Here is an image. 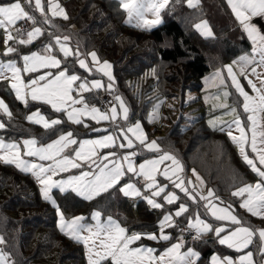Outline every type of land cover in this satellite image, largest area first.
Returning <instances> with one entry per match:
<instances>
[{"label": "snow or ice", "instance_id": "1", "mask_svg": "<svg viewBox=\"0 0 264 264\" xmlns=\"http://www.w3.org/2000/svg\"><path fill=\"white\" fill-rule=\"evenodd\" d=\"M226 3L239 23L241 38L246 34L251 47L250 50L242 49L241 55L231 63L217 67L211 76L205 77V83L211 80L218 86H226V69L231 85L239 97L243 98V113L237 107H231L224 113L234 117L231 122L219 121L217 118L209 123L214 128L217 123L222 125L219 130L227 132L242 160L257 176L254 183H244L231 195L240 198V208L264 221V73L257 71L258 68L264 69V24L258 25L254 19L264 21V0H226ZM167 4L168 0H120V7L127 13L126 23L134 22L141 29H151L160 24L161 11ZM187 4L190 8H197L199 0H187ZM148 13L151 14V19L147 17ZM56 17L65 21L69 19L60 0H0V28L4 29L3 55L8 57L15 54L17 57L0 60V79H10L16 98L25 105L30 101H43L51 105L56 114H66L67 120L75 124L83 123L81 117L90 116L97 122H111L113 131L93 129L107 134L84 140L74 138L71 131L60 132L49 143L39 142L35 137L22 141L0 138V162L14 165L21 172L31 174L39 185L44 200L55 208L59 231L83 244L87 264H201L202 254L194 247L187 246L186 232L191 234L193 241L202 239L208 232H214L220 245L238 252L248 248L256 233L264 242V227L243 226L238 215L230 210L231 205L218 207L212 202L220 199L214 195L213 189H207V194H203L201 186L204 181L195 169V181L182 175L184 167L178 157L162 147L161 140L164 138L149 139L139 120L129 122V108L122 96L113 95V102L104 111L88 102L84 93H90L104 85L99 79L92 78L89 81L87 76L77 74L76 65L87 73L95 70L107 76V90L110 94L114 88L112 65L107 60L101 62L96 51H81L79 41L73 48L70 35L48 32L49 40L41 49L27 54L19 52L20 45H30L43 35L44 25L59 31L60 26L53 20ZM18 22H22V25L14 27ZM194 27L202 35H214L206 20H201ZM88 57H91L90 61ZM18 60H22V66L18 64ZM233 65L237 66L238 72L234 71ZM149 74L155 76V68L146 75ZM238 75L247 81V87L253 95L245 90ZM251 77H256V80ZM223 95L228 97L229 93L225 91ZM162 103L163 101L158 100L148 114L149 123L161 119L159 108ZM239 103L241 102L238 100ZM220 107L229 106L224 104ZM0 111L11 119L12 113L3 99H0ZM242 115L246 116V120H242ZM118 116H122L124 124L115 123ZM26 119L42 125L46 130L52 129L53 134V126L62 124L59 118L46 119L40 109L31 112ZM233 126L239 133L238 136L233 135ZM6 128L7 124L0 120V129ZM77 144L78 147L72 148L71 152L65 151L70 145ZM249 147L250 152L247 151ZM97 149L105 151L98 152ZM117 149L125 151L121 153ZM143 150H147L151 158L143 159L142 163L136 165L134 158ZM79 161H84L85 164ZM85 167L87 170H84ZM70 169L79 170V174H68L65 179H53L60 173H69ZM133 176L142 178L139 187L133 182ZM158 177H163V180H158ZM54 188L61 193L70 188L77 196L88 201L110 189L118 190L125 197L142 198L151 208L161 212L154 226L157 231L130 230L112 215L102 218V213L98 210L91 212L94 223H88L83 215L69 217L52 197ZM176 190L183 195H178ZM201 207L204 209L203 214L199 211ZM208 213L215 218L213 223L207 222ZM175 218L186 220L187 225H182ZM224 221L231 222L233 227L226 231L223 224L214 226L215 222ZM175 231L179 232L178 236L172 234ZM145 238L157 243L164 242L163 250L158 251L145 244ZM3 243L4 237L0 236V244ZM259 251L264 255V245ZM0 264H10L8 254L2 250ZM210 264H254L253 253L247 251L236 258L213 254Z\"/></svg>", "mask_w": 264, "mask_h": 264}, {"label": "trees", "instance_id": "2", "mask_svg": "<svg viewBox=\"0 0 264 264\" xmlns=\"http://www.w3.org/2000/svg\"><path fill=\"white\" fill-rule=\"evenodd\" d=\"M65 9L69 19L65 21L56 17L54 21L60 29L55 34L70 35V42L75 47L77 41L80 42L81 51L93 48L101 58L110 60L114 67L115 95L119 94L124 99L129 108L130 120L140 117L146 124L148 121L144 115V107L153 100L135 98L128 83L129 77L140 75L157 64L165 67L168 66L165 63H169L177 67L182 62L179 65L180 73H168L164 80L167 79L174 86L175 82L184 77L185 92L187 87L202 86V78L207 72L225 64L240 54L242 49L249 50L251 47L246 34L241 38L242 30L226 0H199L197 8L188 7L187 0H170L161 11V23L151 29H141L135 24L126 23V11L120 7L118 0H69L65 2ZM201 19L210 23L213 36L202 35L194 27V23ZM72 24L76 25L75 29L71 28ZM41 42H32L25 51L39 49ZM158 79L160 80V74ZM187 80L191 82L189 86ZM151 86L154 87L155 84L152 83ZM175 90L173 94L177 92ZM6 94L12 109L11 119H5L9 126L6 129L7 138L35 137L39 142L46 143L66 130H71L80 137L91 136L96 132L82 130L79 127L82 124L71 123L61 116L62 124L53 126V134L52 129L46 130L42 125L26 119L30 106H24L12 92L6 91ZM86 98H96L98 101L96 96L89 93ZM44 112L50 117L58 115L52 109ZM186 121L185 124H178V128L180 126L182 129L176 133L183 137L196 130L189 138L186 151L181 152L176 148L178 141L174 143L167 139L175 135L174 127L169 129L167 136L160 137L164 138L161 140L162 147L172 151L187 170L191 165L188 159L192 156L189 153L192 145L197 147L200 158L206 155L210 163L207 168L202 164L199 167L202 166L208 187L220 198L217 201L231 205L243 226L264 227V221L240 208V198L231 195L237 187L256 180L257 176L242 160L227 132L208 125L205 113H194ZM11 127H14L12 131ZM58 198L61 209L69 217L84 213L87 215L86 220H90L94 209L107 212L116 207L115 216L129 229L157 231L154 227L157 224V210L151 209L146 203L142 204L141 200L139 214L136 215L129 197H125L118 190L110 189L88 201L67 189ZM207 218L214 220L209 213ZM0 233L5 240L2 247L8 254L10 264H87L83 244L59 231L55 208L49 201L44 200L31 174L3 162H0ZM201 240L192 242L201 244ZM151 244L163 246L164 242ZM261 246V240L256 233L249 246L254 252L256 264H262L264 257L259 251ZM199 249L203 257L201 264L217 250L231 253L211 236L207 237L206 243L201 244Z\"/></svg>", "mask_w": 264, "mask_h": 264}, {"label": "rangeland", "instance_id": "3", "mask_svg": "<svg viewBox=\"0 0 264 264\" xmlns=\"http://www.w3.org/2000/svg\"><path fill=\"white\" fill-rule=\"evenodd\" d=\"M66 1H69V0H60V3H61V5L64 8H65V2ZM118 1L120 2V0H118ZM169 1L170 0H168V3H169ZM36 15H37V17L39 19V13H37ZM55 19H57V18H54L53 20H55ZM201 20H206V19H201ZM201 20L197 21L196 23H199ZM54 23H56V22L54 21ZM196 23H194V25ZM18 24H19V22L14 27H18ZM208 25L212 29V26L210 25L209 22H208ZM47 26L48 25H44L43 26L44 27L43 35L41 37H38L36 40H34L36 42H39V41L41 42L42 41L39 44L40 45L39 49H41L42 45H44V44H46L48 42V40H49L48 32H53V33H57L58 32L54 28H52L53 31L50 30ZM65 26H66V24H65ZM71 28L75 29L76 25L72 24ZM212 32L214 34L213 29H212ZM13 35L14 36L16 35L15 31H13ZM44 35H46V37ZM57 35H59V34H57ZM3 37H4V29L0 28V60L17 59L15 54H10L8 57H5L3 55V51H4ZM9 43L13 44L12 41H10ZM70 44H71V46L73 48H75V46L71 42H70ZM28 46L29 45H26V46L25 45H20L19 46V52L21 54H27V53H29L31 51L39 50V49H32V50L26 52L25 49L26 50H27V48L29 49ZM93 50L96 51L95 49L92 48L88 52L93 51ZM61 56H62V54H61ZM98 56H99L101 62L106 60V59L101 58V56L99 54H98ZM88 60L90 61L91 57H88ZM107 61L112 65L111 71H112V74L114 76L113 63L110 60H108V59H107ZM22 63H23L22 60H18V64L20 66H22ZM165 64L168 65V66L163 67L162 64L155 65V67H154L155 70H156V75L155 76L150 75V74L146 75L147 73H150V71H151V68H149L147 70H144L143 73L140 74V75H137V76H134V77L131 76V77L128 78V83L130 84V86L132 88L131 89L132 90V94L134 95L135 98L139 97L140 100L143 99V98H145L146 100L152 98V100H153L152 102H149L148 104H145V107H144V110H145L144 115H146L147 121H148V114L152 111L154 105L157 104L158 100L163 101V103L161 104V106L159 108V116L161 117V119H159L157 121H154L152 123H149V121H148V124H146L143 121V119H141L140 117H137V118L131 119V120L129 118V122L130 123H134L137 120H139L141 122L142 127H143L145 133L148 135L149 139L160 138L163 135L167 136V133L170 131L169 129L174 127L175 128L174 129L175 130V135L173 137H169L167 139H170V141H173L174 143L176 141H178L179 143H176V148L181 150V152H184L188 148V143H189L190 136L193 135V133H195L196 130L194 132H191V133H188V134L184 135L183 137H181L180 135L177 136L176 133L180 132L181 131L180 129H182V127H180V126L178 128V124H181L182 122H183V124L187 123L186 120H188L192 116V114H194V113H203L204 114L205 113L206 123H208V125L213 127L209 122L213 121V120H216L217 118H219V121H224V122H231L233 120L234 117L232 115H225L224 114L225 112L229 111L231 107H237L238 111L243 113V109L238 104V101L234 100L235 96L233 95V92H231L228 88H225V87H222V86L212 87L211 83H213V81H211V80H209V82L207 84L205 83V77H209L212 74L210 71H209L210 73L207 72V74L202 78V81H201L202 86H200L199 88H195L194 87L195 89L192 86L191 87H187L186 91L184 92V90H183L184 87H185L184 77L180 81L175 82V84H173L174 86H172L171 83H169L167 79L164 80L165 75L168 74V73H171V72L174 73V74L180 73L179 72L180 71L179 70V65L182 64V62H180V64H178L177 67H176V65L173 66V65H171L169 63H165ZM76 68H77V74L83 75V76H87L89 78V81L92 78L99 79L101 81L102 85H104V87H102L100 89H93L90 92V95L96 96L97 93H99V95H100L101 93H106L107 92V84H108L107 76H105L103 73L95 71V70L92 73H87V72H85V70L79 69L78 65H76ZM214 70L215 69H212L211 71L213 72ZM159 74H160V80L158 79ZM25 75H27V74H25ZM184 76H185V74H184ZM152 83L155 84L154 87L151 86ZM186 83H187L188 86L191 84V82L188 81V80L186 81ZM174 88H177V90H175ZM174 90L177 91V92H175L173 94ZM6 91L12 92L14 94V96H15L14 90L11 89V81H10V79H0V99H3V101L8 105V107H9L11 113H12L11 105L9 103V99L7 97ZM225 91H227L229 93L228 97H225L223 95V93ZM87 94L88 93H84L85 96H87ZM165 94H167V95L165 96ZM117 95H119V94H117ZM88 102L90 104H92V105H95L101 111L105 110L104 108L100 107V105L98 104V101L96 100V98L92 99V100L88 99ZM224 104L228 105L229 107L228 108L220 107V105H224ZM146 105H147V107H146ZM24 106H30V108L27 110V115H29L31 112L36 111L37 109H40L41 114L45 115L46 119H56V118L61 119V115L60 114H58V115H56L54 117L48 116L44 112V110L46 111V109L50 110L52 108H51V105H47L43 101H30L28 105L24 104ZM76 106L80 107V105H76ZM148 106H149V108H148ZM62 116H64V118L67 120L66 114H64ZM241 118H242V120H246V116L245 115H242ZM5 119H9V118L7 116H5L2 111H0V120H3V122H5L7 124V128H8L9 127L8 126V121H6ZM81 119H82V121H84L82 123V125L79 126V127L82 128V130H86V131L93 130V129H100V130L108 129L109 130V128H110L109 131H113V126H111L112 123L109 122V121H99V122H97L96 120H93L90 116H83V117H81ZM69 122H71V121H69ZM118 122H120L121 124H124L122 116H118L117 121L115 123L119 124ZM71 123H73V122H71ZM221 126L222 125L220 123H217V126L215 128H220ZM13 128L14 127H11V131H12ZM6 129H0V138H3L5 140L12 139V138H7L6 137L7 136ZM68 131H71V130H66V131H63V132H68ZM95 133H96V135H95ZM95 133L92 134L91 136H81V137L76 135V134H74V133H73V135H74V138H76L77 140H84V139H96L102 134H107L106 132H101V131H96ZM82 134L84 135V133H82ZM129 135L131 136V134H129ZM233 135H237V136L239 135V133L235 129V126H233ZM249 135H250V133H249ZM57 136L52 138V139H56ZM25 138H29V137H22L21 139H19V138H13V139L22 141ZM49 142H50V140L48 142H46V143H49ZM75 147H78V144L77 145H70L69 148L66 149L65 151L66 152H71V149L75 148ZM192 147L193 148H192L191 152H189V153L192 154V156H191L190 159H188L191 165L189 166V169L187 170V169H185V166L182 164L183 167H184V172L182 173V175L186 176L188 179H191V180L195 181V175L193 174V169H195V172L204 181V184L201 187L203 188V194L206 195L207 194V189H211V188L208 187V180H207L206 176L204 175V173L202 171V166L199 167V165H201V164L205 165V167L207 168V166L208 167L210 166V163L206 159V155H205V157H203L201 159L200 156H199L200 154L198 153V148L195 147L194 145H192ZM117 150L119 152H121V153H123L125 151L124 149H117ZM133 150H135V149H133ZM97 151L98 152H103L105 150L97 149ZM247 151H249V152L251 151L250 147L247 148ZM72 155L74 156V153H72ZM147 158H151V156H150V154L148 153L147 150H143L142 152H138L137 157L134 158V163L136 165H138L139 163L143 162V159H147ZM37 162H39V161H37ZM79 163L85 164L84 161H79ZM84 170H87V167H85ZM68 174L78 175L79 174V170L70 169L69 173H60L56 177H53V179H65V178H67ZM129 175H131V174H129ZM133 177H132V180L134 179ZM158 180H163V177H158ZM256 180H253V181L248 182V183H254ZM133 182H134V180H133ZM140 183H142V178H141V182ZM140 183L139 184L137 183L138 187L140 186ZM241 186H243V185H241ZM38 187H39V185H38ZM189 187H192V185H189ZM176 191H177L178 195H181V196L183 195L182 193H179V190H176ZM60 193L61 192L59 191V189H56V188L52 189L51 195L57 201V203L59 202L58 195ZM129 199H130V204L132 206V210H133V212L136 215L139 214L138 213L139 202L141 200H143L142 204H145V203L147 204L146 200H144L142 198L129 197ZM212 202L214 204H216L218 207L228 206V205L220 203L219 201L213 200ZM58 204L60 206V203H58ZM149 207L151 208V206H149ZM151 209H153V208H151ZM94 210H97V209H94ZM230 210H232L233 213L236 214L232 207H231ZM98 211H101V210H98ZM115 211H116V207H113L112 209H110L107 212L101 211L102 218H106L108 215H112L113 218L118 219L115 216ZM174 211H175V209H173V212ZM199 211L202 214L204 213V209L202 207L199 209ZM156 213H158V214H156L157 218L161 216V212L159 210H157ZM78 215H83L85 218L87 217V215L84 214V213H81V214H78ZM201 218L205 219V217L203 215H201ZM175 219L180 221V223L182 225H184V226L187 225V221L186 220H182L181 218H175ZM57 220H58V217H57ZM118 220H120V219H118ZM206 220H207L208 223H213V221H214V220L211 221V219H209V218H206ZM86 221L88 223H94V221H92L91 219L90 220H86ZM156 221H157V219H156ZM229 223H231V222H229V221L215 222L214 226H220L221 224H223V225L226 226V231H227V230H230L233 227V226L229 227V225H230ZM122 224H124V223L122 222ZM124 225L126 227H128L126 224H124ZM130 230L139 231V230L134 229V228H131ZM166 231H169V230L166 229ZM172 234L178 236L179 232L175 231V232H172ZM0 236H2L1 233H0ZM208 236H211V237H213L216 240L214 232H208L207 234H205L203 236V238L201 240V244H205L206 243V240H207ZM185 238L187 239V237H185ZM144 240H145L144 241L145 244H147V245H149L151 247L157 248L158 251H162L163 247L165 246V245L160 246L158 244H151V243H153L155 241L151 242V240H148L146 238ZM187 241H188V245L187 246L194 247L197 251H200L199 247H200L201 244H198V243L195 244V243L192 242L191 239H189ZM173 242H175V241H173ZM155 243H157V242H155ZM261 244L264 245V242L261 241ZM2 246L3 245L0 244V250L5 252V250H4V248ZM224 246H226V245H224ZM249 246H250V244H249ZM249 246H248L247 249H242L239 252L236 249H230V248H228L226 246L227 249L231 253H229V252L228 253H221L219 250H217L213 254L229 255V256H232L233 258H236V257H238L240 255L245 254V252H247V251H251L253 253L254 264H256L255 257H254V252L252 251L251 248H249ZM210 258H211V256L209 257L208 260L205 261L204 264H210ZM8 260H9V258H8ZM262 264H264V257H263V260H262Z\"/></svg>", "mask_w": 264, "mask_h": 264}, {"label": "crops", "instance_id": "4", "mask_svg": "<svg viewBox=\"0 0 264 264\" xmlns=\"http://www.w3.org/2000/svg\"><path fill=\"white\" fill-rule=\"evenodd\" d=\"M147 17L149 18V19H151L152 18V16H151V14L150 13H148L147 14ZM126 18H127V13H126ZM255 20H256V22L258 23V25H260V24H264V21H261L259 18H254ZM132 24H135L134 22L132 23ZM250 50V49H249ZM239 55H241V53L240 54H238L237 56H235V57H233L231 60H229V62H226L225 64H229V63H231L232 62V60H234V59H236ZM233 68H234V71H237L238 72V68H237V66L236 65H233ZM257 71L258 72H262V73H264V69H262V68H258L257 69ZM211 73H213L212 71H210ZM209 72V73H210ZM248 72L250 73L251 72V68H249L248 69ZM208 73V74H209ZM224 76H225V80H226V86H222V87H225V88H228L231 92H233V95L235 96L234 98V100L235 101H240L241 103H239V105H240V107H242V97H239V94L238 93H236V91H235V88H234V86H232L231 85V80H230V77H227V70L225 69L224 70ZM254 81L256 80V77H251ZM238 79H240L241 80V83H242V85H244L245 86V90L246 91H248L249 92V94L250 95H253V93H252V91H251V89L249 88V87H247V81L245 80V79H243L242 77H240L239 75H238ZM211 86L212 87H218V85L215 83V82H213V83H211ZM90 94V93H89ZM102 94V93H101ZM100 94V95H101ZM99 93H97V95H96V97H97V99L99 98ZM90 100V99H89ZM84 122V121H83ZM86 124V123H85ZM119 124H121L120 122H119ZM111 126H113V124L111 125ZM95 135H96V133H95ZM237 148V147H236ZM238 150V149H237ZM239 152V151H238ZM215 201H217V200H215ZM211 216V215H210Z\"/></svg>", "mask_w": 264, "mask_h": 264}, {"label": "built area", "instance_id": "5", "mask_svg": "<svg viewBox=\"0 0 264 264\" xmlns=\"http://www.w3.org/2000/svg\"><path fill=\"white\" fill-rule=\"evenodd\" d=\"M22 25V22H19L18 27H20ZM113 95H115L114 91H112V94L109 93V91L107 90L106 93H102L99 98H98V104L100 105L101 108H107L109 106L110 103L113 102ZM119 123V122H118ZM134 182L136 183H140L141 182V178L140 177H133ZM185 237L189 238L192 240V236L191 234H189L188 232L185 233ZM201 239H196V240H192L193 242H197L200 241Z\"/></svg>", "mask_w": 264, "mask_h": 264}]
</instances>
